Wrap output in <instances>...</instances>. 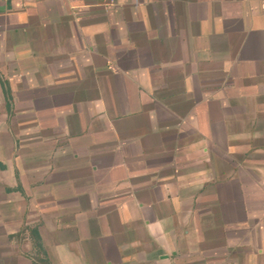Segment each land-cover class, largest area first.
<instances>
[{
  "label": "crops",
  "instance_id": "crops-1",
  "mask_svg": "<svg viewBox=\"0 0 264 264\" xmlns=\"http://www.w3.org/2000/svg\"><path fill=\"white\" fill-rule=\"evenodd\" d=\"M0 264H264V0H0Z\"/></svg>",
  "mask_w": 264,
  "mask_h": 264
}]
</instances>
